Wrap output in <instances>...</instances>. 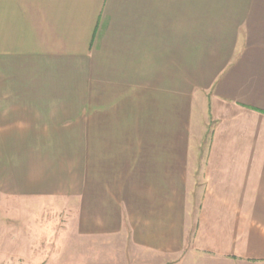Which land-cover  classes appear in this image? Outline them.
I'll use <instances>...</instances> for the list:
<instances>
[{
    "label": "crops",
    "instance_id": "1",
    "mask_svg": "<svg viewBox=\"0 0 264 264\" xmlns=\"http://www.w3.org/2000/svg\"><path fill=\"white\" fill-rule=\"evenodd\" d=\"M0 264H264V0H0Z\"/></svg>",
    "mask_w": 264,
    "mask_h": 264
}]
</instances>
